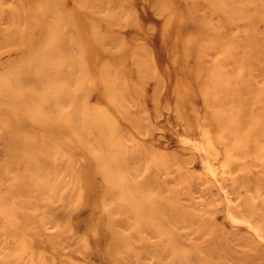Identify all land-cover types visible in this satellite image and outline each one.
Here are the masks:
<instances>
[{
  "label": "rangeland",
  "instance_id": "obj_1",
  "mask_svg": "<svg viewBox=\"0 0 264 264\" xmlns=\"http://www.w3.org/2000/svg\"><path fill=\"white\" fill-rule=\"evenodd\" d=\"M0 264H264V0H0Z\"/></svg>",
  "mask_w": 264,
  "mask_h": 264
},
{
  "label": "bare ground",
  "instance_id": "obj_2",
  "mask_svg": "<svg viewBox=\"0 0 264 264\" xmlns=\"http://www.w3.org/2000/svg\"><path fill=\"white\" fill-rule=\"evenodd\" d=\"M216 10V9H215ZM242 115V114H241ZM239 116V115H238ZM242 120V119H241ZM170 121V120H169ZM178 122V121H177ZM169 123V122H168ZM223 123V122H222ZM170 124V123H169ZM176 126V125H175ZM177 126H178V124H177ZM180 126V125H179ZM231 127V126H230ZM177 128V127H176ZM181 129V128H180ZM258 128H256L255 130H257ZM256 132V131H255ZM254 132V133H255ZM259 131H257V133H258ZM256 133V134H257ZM187 134V133H186ZM225 134V133H224ZM193 135V134H192ZM189 136H191V135H189ZM194 137V136H193ZM239 138H243L242 136H238ZM259 138V137H258ZM205 161V160H204ZM207 163V162H206ZM205 165V164H204ZM208 167V166H207ZM212 172V171H211ZM212 173H214V172H212ZM216 174V173H215ZM110 177V176H109ZM112 180H114V178H112V177H110ZM224 193V192H223ZM226 204V203H225ZM230 213V212H229ZM243 222V221H242ZM253 227V226H252ZM252 230V229H251ZM257 237V236H256ZM261 240V239H260ZM263 241V240H262Z\"/></svg>",
  "mask_w": 264,
  "mask_h": 264
}]
</instances>
